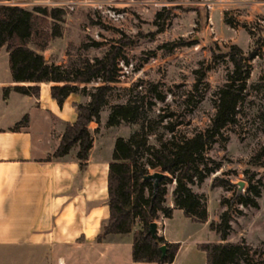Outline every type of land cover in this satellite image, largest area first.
I'll return each mask as SVG.
<instances>
[{
  "label": "rangeland",
  "instance_id": "1",
  "mask_svg": "<svg viewBox=\"0 0 264 264\" xmlns=\"http://www.w3.org/2000/svg\"><path fill=\"white\" fill-rule=\"evenodd\" d=\"M44 1L31 0L26 8L55 7ZM76 1L73 10L58 7L63 10L61 20L48 19L61 35L39 51L56 64L76 69L85 58L101 56L112 44L122 43L128 64H119L122 74L108 104L124 102L128 88L138 81L143 88L155 84L165 95L164 101L156 102L155 113H173L171 120L187 135L209 123L215 110L214 92L225 82V64H214L212 52L224 51L231 44L244 52L258 51L249 62V89L237 121L228 125L223 137L207 150L208 164L219 163L221 168L200 186H193L206 200L207 222L192 221L178 208L173 209L171 217L160 214L154 221L164 229V236L180 244L173 264H206V254L198 245L221 241L210 230L209 222L218 221L230 202L231 231L223 242H244L251 248L254 262L264 264V152L260 153L264 144V0ZM159 11L162 16L155 18ZM113 13L121 16L114 17ZM93 41L101 44L95 46ZM207 66L211 68L205 71V77H198L196 70ZM85 99L81 95L82 102ZM108 111V106L103 109L99 131L94 135L92 155L96 158L111 159L115 139L128 137L136 128L126 123L108 126ZM96 126L92 123L90 129ZM215 175L229 179L233 187L212 185ZM249 178L261 190L256 207L236 203L235 194L246 192ZM172 188L173 184H168L165 195V204L170 207ZM224 199L229 202L222 205Z\"/></svg>",
  "mask_w": 264,
  "mask_h": 264
},
{
  "label": "trees",
  "instance_id": "2",
  "mask_svg": "<svg viewBox=\"0 0 264 264\" xmlns=\"http://www.w3.org/2000/svg\"><path fill=\"white\" fill-rule=\"evenodd\" d=\"M162 13L157 12L155 18ZM62 14L63 10L58 7L27 9L0 4V51L3 48L7 51L11 77L17 83L4 87L3 97H7L11 90L38 97L41 83L51 84L50 95L59 106L73 93L88 97L86 102L73 103L76 119L66 122L58 147L46 158L63 157L75 149L74 157L81 168L88 161L105 107L109 108L108 126L135 125L128 137L115 139L107 172L108 218L96 239L101 242L109 235L132 233L133 261L171 264L180 247L179 242H167L160 235L153 239L147 233L149 224L160 214L165 218L171 217L174 208L181 209L184 216L192 221L207 222L206 200L193 190V186H200L221 168L219 163L208 164L207 150L223 137L228 125L237 121L249 89V62L258 55V51L244 52L238 45L231 44L224 51L212 52L214 64H225V82L214 92L215 110L209 123L187 135L178 129L179 124L171 120L173 113H155L156 102L165 100V95L155 84L143 88L142 82L138 81L128 88L124 102L108 104L109 95L122 74L119 64H128L122 43L112 44L101 56L85 58L76 69L46 59L39 50H43L50 39L61 35V31L50 25L48 19L61 20ZM225 21L229 23L226 18ZM92 44L98 46L101 42L93 41ZM210 68L196 70V74L205 77V71ZM150 93L152 96L149 97ZM28 121V114H25L11 129L20 130L27 126ZM92 121L97 124L93 130L89 127ZM151 137L154 142L150 141ZM260 151L264 152V144ZM156 172L164 176L154 189V181L145 176ZM168 184H173L172 207L165 204ZM212 185L225 189L233 187L229 179L218 175L212 178ZM260 193L259 186L249 178L246 192L235 194L236 203L242 207H256ZM227 202L229 200L224 199L221 203L225 205ZM231 207L229 202L218 221L209 222L210 230L221 241L198 245L206 254V264H256L251 248L244 242H223L231 231ZM136 225L139 228L135 230ZM163 244L166 246L164 255L159 249Z\"/></svg>",
  "mask_w": 264,
  "mask_h": 264
},
{
  "label": "crops",
  "instance_id": "3",
  "mask_svg": "<svg viewBox=\"0 0 264 264\" xmlns=\"http://www.w3.org/2000/svg\"><path fill=\"white\" fill-rule=\"evenodd\" d=\"M14 85L17 83L12 80L8 53L3 48L0 264H157L133 261L132 233L109 235L101 242L96 239L108 218L110 158L92 155L95 139L83 168L74 157L75 151L46 160L58 147L66 122L76 119L73 103L82 102L81 95L73 93L59 106L50 95L51 84L41 83L38 97L12 90L3 97L4 87ZM25 114L27 126L13 131ZM138 228L136 225L135 230ZM157 230L167 242L177 241L164 236L158 225Z\"/></svg>",
  "mask_w": 264,
  "mask_h": 264
},
{
  "label": "built area",
  "instance_id": "4",
  "mask_svg": "<svg viewBox=\"0 0 264 264\" xmlns=\"http://www.w3.org/2000/svg\"><path fill=\"white\" fill-rule=\"evenodd\" d=\"M230 0H217L218 3H227ZM43 3L46 5H52L55 7H65L70 10H73L77 4L76 0H58V1H51V0H45ZM1 4H8V5H15L19 7L26 8V6L31 4V0H2ZM114 17H120L121 14H114Z\"/></svg>",
  "mask_w": 264,
  "mask_h": 264
},
{
  "label": "water",
  "instance_id": "5",
  "mask_svg": "<svg viewBox=\"0 0 264 264\" xmlns=\"http://www.w3.org/2000/svg\"><path fill=\"white\" fill-rule=\"evenodd\" d=\"M164 176L163 173L161 172H156L154 174H151V175H148V176H145L146 179H152L154 182H153V185H154V189H156L158 187V183H159V180ZM240 186H242V183L239 184ZM158 230H157V222L156 221H153L149 224V227H148V230H147V233L153 238V239H156L158 234H157ZM159 249L161 250L162 252V255L165 254V251H166V246L163 244L159 247Z\"/></svg>",
  "mask_w": 264,
  "mask_h": 264
}]
</instances>
